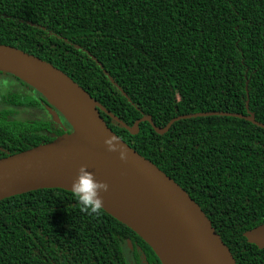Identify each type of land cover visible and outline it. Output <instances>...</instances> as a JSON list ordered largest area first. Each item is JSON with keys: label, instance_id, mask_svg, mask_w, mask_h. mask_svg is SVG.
I'll use <instances>...</instances> for the list:
<instances>
[{"label": "trees", "instance_id": "trees-1", "mask_svg": "<svg viewBox=\"0 0 264 264\" xmlns=\"http://www.w3.org/2000/svg\"><path fill=\"white\" fill-rule=\"evenodd\" d=\"M0 43L51 63L127 125L142 113L157 126L191 112L246 114V99L264 123V0H0ZM14 78L26 91L0 94V157L72 131L59 113V122L11 118L4 105L36 96L51 106ZM101 115L199 205L236 264H264V246L242 234L264 223L263 128L211 115L162 134L141 121L130 134ZM81 207L62 188L0 199V264H124L126 239L145 244Z\"/></svg>", "mask_w": 264, "mask_h": 264}, {"label": "water", "instance_id": "water-1", "mask_svg": "<svg viewBox=\"0 0 264 264\" xmlns=\"http://www.w3.org/2000/svg\"><path fill=\"white\" fill-rule=\"evenodd\" d=\"M0 71L34 88L51 105L47 107L51 119L59 122V113L72 128L48 142L0 157V199L39 188L71 191L77 171L84 168L95 180L107 184V190L99 192L101 209L136 233L161 264H236L199 205L153 162L117 136L101 112L130 134L138 132L141 121L162 134L176 120L211 115L242 118L264 129V123L248 109L247 99L246 114L191 112L157 126L149 114L142 113L127 125L67 74L38 56L0 43ZM109 136L114 137L113 144L125 149L126 159L107 149L104 140ZM242 234L247 242L258 248L264 246V223Z\"/></svg>", "mask_w": 264, "mask_h": 264}, {"label": "flooded vegetation", "instance_id": "flooded-vegetation-1", "mask_svg": "<svg viewBox=\"0 0 264 264\" xmlns=\"http://www.w3.org/2000/svg\"><path fill=\"white\" fill-rule=\"evenodd\" d=\"M6 74V72H5ZM8 76L13 77V75ZM17 78V77H16ZM15 79V78H14ZM17 82L14 83V85L4 90L5 94L8 92H18L22 93L26 91V88L23 86L21 82H19L17 79H15ZM37 100L36 105H27V106H15V105H4L10 107L9 116L14 119L22 120V119H36V118H42V115H46L47 118L49 113L47 112L48 105L43 102L42 99L39 97H34ZM1 104V103H0ZM32 112L34 117H26L19 113L24 112ZM45 118V119H47ZM134 239V240H133ZM122 253H123V263L124 264H161L158 260L157 256L154 254L152 249L145 243L142 244L138 239L133 238L132 239H126L122 245Z\"/></svg>", "mask_w": 264, "mask_h": 264}, {"label": "clouds", "instance_id": "clouds-1", "mask_svg": "<svg viewBox=\"0 0 264 264\" xmlns=\"http://www.w3.org/2000/svg\"><path fill=\"white\" fill-rule=\"evenodd\" d=\"M113 139L114 137L109 136L104 140V144L106 145L107 149L109 151L117 152L121 160L126 159L125 149L113 144ZM70 189L73 196L81 204L82 211H86L88 214L99 213L102 207L99 192L107 190V184L95 180L91 173L86 171L84 168H80L77 171L75 178L71 182Z\"/></svg>", "mask_w": 264, "mask_h": 264}, {"label": "rangeland", "instance_id": "rangeland-1", "mask_svg": "<svg viewBox=\"0 0 264 264\" xmlns=\"http://www.w3.org/2000/svg\"><path fill=\"white\" fill-rule=\"evenodd\" d=\"M16 82L17 81L14 78L8 76L7 74H5L3 72H0V93H4V90H6L9 87L8 85H10L12 87L14 85V83H16ZM19 114L26 116V117H31V118L34 117L32 112L28 113L25 111L24 113H19ZM42 118H47V116L42 115Z\"/></svg>", "mask_w": 264, "mask_h": 264}]
</instances>
